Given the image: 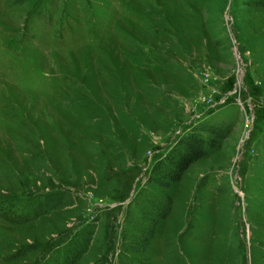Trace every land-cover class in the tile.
Segmentation results:
<instances>
[{
  "label": "rangeland",
  "instance_id": "374dc122",
  "mask_svg": "<svg viewBox=\"0 0 264 264\" xmlns=\"http://www.w3.org/2000/svg\"><path fill=\"white\" fill-rule=\"evenodd\" d=\"M200 124L229 133L170 187L148 182ZM150 194L173 207L133 251ZM56 197L0 216V264H61L88 225L75 264H264V7L0 0V203Z\"/></svg>",
  "mask_w": 264,
  "mask_h": 264
},
{
  "label": "trees",
  "instance_id": "16d2710c",
  "mask_svg": "<svg viewBox=\"0 0 264 264\" xmlns=\"http://www.w3.org/2000/svg\"><path fill=\"white\" fill-rule=\"evenodd\" d=\"M246 2L252 6L264 7V0H246ZM228 131L227 126L217 124H200L193 127L188 134L177 140L173 148L162 159L153 165L147 181L162 189L170 187L172 183L181 179L183 172L190 164L205 156L209 149L219 146L229 133ZM150 196L148 197V204L151 206L149 214L152 219H148L150 220L149 223L145 224L137 237L141 248H133V251H141L147 247L154 237L159 218L165 217L173 207L172 198L169 195L159 197L156 194H150ZM61 200L62 197L47 199L33 208L32 211L19 214L15 213L9 206H5L4 203H0V216L14 223L29 222L46 213L49 208L60 204ZM93 232L94 230L88 225L76 236L74 235V238L70 237L66 245L60 250L63 251L61 264H75L88 250ZM57 255H53L54 257L51 259L53 262L58 261Z\"/></svg>",
  "mask_w": 264,
  "mask_h": 264
}]
</instances>
